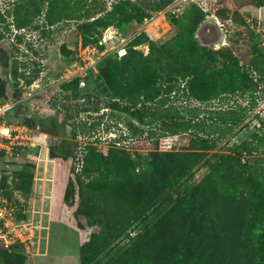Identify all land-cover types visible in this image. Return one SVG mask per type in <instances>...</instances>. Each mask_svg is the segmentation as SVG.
Listing matches in <instances>:
<instances>
[{
	"label": "rangeland",
	"instance_id": "1",
	"mask_svg": "<svg viewBox=\"0 0 264 264\" xmlns=\"http://www.w3.org/2000/svg\"><path fill=\"white\" fill-rule=\"evenodd\" d=\"M118 1L61 0L58 7L66 8L73 17L50 25L46 0H0V31L4 34L0 46L21 61L24 74L41 68L38 85L32 88L26 86L30 84L24 76L8 83L10 66L0 63V91L6 97L21 98L15 114L28 125L32 136L3 164L4 192L21 221L30 227L32 237L29 248L21 245L9 251L0 245V264H81V245L91 237L92 228L79 226L78 212L90 206L82 200L80 180L117 179V168L101 163L112 152L122 156L123 167L131 164L129 160L136 163L139 177L145 175L147 162L154 160L157 170L146 175L153 179L157 174L155 183L161 184L169 172V153L179 150H203L210 161L225 154L243 163L253 162V167L264 162V0L249 4L241 0H169L167 5L162 0H132L136 9L147 12L143 20H126L116 13L111 24L88 32V39L101 35L105 40L113 31L112 37L98 45L106 50L103 56L121 58L135 36L148 35L146 18L164 12L165 28L153 39L158 44L184 35L177 46L181 50L194 32L201 46L240 47L250 52L260 85L204 101L193 96L181 80L177 93L165 104L160 95L120 93L118 83L112 87L99 69L80 75L84 63L74 64L80 61L79 48L86 39L78 26L87 20L85 9L96 3L95 8L101 10L96 16H105ZM20 4L27 5L31 17L23 29L10 25L14 8ZM146 45L136 48L148 54ZM133 111L144 119L140 122ZM223 112L235 115L236 120L231 130L223 126L227 133L219 138L223 127L217 122L222 124L219 116ZM172 116L188 120V130L172 128ZM209 170V163L203 161L176 185L166 187L132 234L155 224L172 208L186 178L194 186ZM29 182L30 189L24 190L23 184ZM132 241L131 236L121 238L107 256L121 253Z\"/></svg>",
	"mask_w": 264,
	"mask_h": 264
},
{
	"label": "trees",
	"instance_id": "2",
	"mask_svg": "<svg viewBox=\"0 0 264 264\" xmlns=\"http://www.w3.org/2000/svg\"><path fill=\"white\" fill-rule=\"evenodd\" d=\"M46 1V19L50 25L64 17H73L68 16L66 8L58 7L61 0ZM241 1L249 4L255 0ZM169 2L162 0L164 5ZM96 5L88 6L83 12L87 20L78 24L83 36L96 30L98 25L111 24L110 19L116 13L126 20H143L147 16L145 10L136 9L132 0H119L105 16H96L101 12ZM30 21L27 5L15 6L10 25L23 29ZM3 36L0 31L1 39ZM99 36L95 40L86 36L83 43L98 44ZM183 37L158 44L147 34H138L121 58L117 54L103 56L98 64L99 72L112 87L117 82L120 93L160 95L164 104L177 93L181 80L186 81L193 96L204 101L260 85L249 51L231 46L220 49L201 46L194 32L187 38V47L178 50ZM146 42L150 45L148 54L136 48ZM0 63L10 66L7 82L11 84L21 76L33 84L41 73V68L29 75L21 72V61L2 46ZM76 80L80 85L81 78ZM133 116L140 122L144 119L137 111H133ZM219 118L222 124L218 121V125L230 130L234 127L235 115L223 112ZM187 121L170 117L171 126L176 130L187 131ZM220 129L219 138H223L227 131L224 127ZM121 157L112 152L101 162L117 168V179L100 183L80 180L82 200L90 206L78 212V222L82 228H92L91 237L81 245V264H264V162L253 167V162L243 163L225 154L210 161L203 150H179L169 153V172L165 184H161L155 183L159 180L157 174L153 179L146 175L157 170L154 160L147 162L145 175L139 177L137 164L129 160L131 164L123 167ZM203 161L209 163V172L194 186L186 178L178 188L172 208L155 224L133 235L135 224L143 220L166 187L176 185ZM30 187L31 182L23 184L24 190ZM125 236L133 237L132 243L121 253L107 256Z\"/></svg>",
	"mask_w": 264,
	"mask_h": 264
},
{
	"label": "built area",
	"instance_id": "3",
	"mask_svg": "<svg viewBox=\"0 0 264 264\" xmlns=\"http://www.w3.org/2000/svg\"><path fill=\"white\" fill-rule=\"evenodd\" d=\"M164 12L153 14L146 18L145 29L151 39L158 38L161 29L165 28ZM113 36V31L108 36L105 35L100 43L103 44L108 37ZM141 45V44H140ZM139 46V45H138ZM147 51H150V45H146ZM106 53L105 49L99 48L98 44L80 45L77 58L74 64L84 63L80 66V75L88 72L89 69H98L99 61ZM125 51L121 52L123 55ZM77 73V72H76ZM26 85L34 88L38 84ZM21 98H8L0 93V245L9 251H13L21 245L29 248V240L31 239V229L27 223L19 218L14 204L6 196L3 188V167L4 162L8 160V156L16 154V151L22 145H27L32 136L29 134L28 125L23 122L16 114L15 109L20 104Z\"/></svg>",
	"mask_w": 264,
	"mask_h": 264
}]
</instances>
